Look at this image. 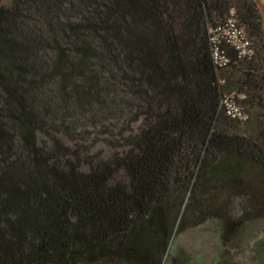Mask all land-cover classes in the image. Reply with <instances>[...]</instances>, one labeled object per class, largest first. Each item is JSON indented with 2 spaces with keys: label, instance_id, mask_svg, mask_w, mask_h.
<instances>
[{
  "label": "trees",
  "instance_id": "16d2710c",
  "mask_svg": "<svg viewBox=\"0 0 264 264\" xmlns=\"http://www.w3.org/2000/svg\"><path fill=\"white\" fill-rule=\"evenodd\" d=\"M1 1L0 264H162L207 182L239 186L264 220L255 0ZM231 11L253 54L219 43V67L210 30ZM111 119L107 157L59 137Z\"/></svg>",
  "mask_w": 264,
  "mask_h": 264
},
{
  "label": "rangeland",
  "instance_id": "374dc122",
  "mask_svg": "<svg viewBox=\"0 0 264 264\" xmlns=\"http://www.w3.org/2000/svg\"><path fill=\"white\" fill-rule=\"evenodd\" d=\"M255 1L264 27V0ZM9 3L1 1L3 5ZM79 125L71 136L59 134L68 146H88L89 155L102 157L121 150L113 146L119 139L120 121L111 119L95 127ZM201 189L213 194V202L204 205L203 192L198 191L189 206L194 221L188 218L183 230L174 232L162 264H264V220L250 212L239 186L207 182Z\"/></svg>",
  "mask_w": 264,
  "mask_h": 264
},
{
  "label": "built area",
  "instance_id": "2783aa9c",
  "mask_svg": "<svg viewBox=\"0 0 264 264\" xmlns=\"http://www.w3.org/2000/svg\"><path fill=\"white\" fill-rule=\"evenodd\" d=\"M210 32L214 43L213 59L219 67H224L228 62V59L220 52L219 43L232 47L240 57H250L253 54L250 40L243 28L239 26L233 11ZM220 106L224 113L233 120L243 122L248 119L247 113L238 105L233 95L224 96Z\"/></svg>",
  "mask_w": 264,
  "mask_h": 264
}]
</instances>
